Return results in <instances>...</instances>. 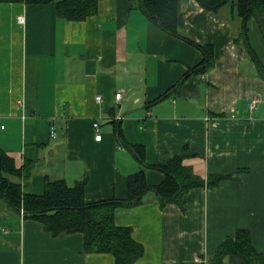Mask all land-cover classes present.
<instances>
[{"label": "crops", "instance_id": "0c3cea01", "mask_svg": "<svg viewBox=\"0 0 264 264\" xmlns=\"http://www.w3.org/2000/svg\"><path fill=\"white\" fill-rule=\"evenodd\" d=\"M178 17L179 35L129 0H99L85 20L59 17L54 3L0 2V154L29 167L27 179L11 177L26 192L41 194L47 178L85 180L88 201L127 199L131 175L160 184L157 165L185 146L202 153L184 159L196 174H231L192 188L184 208H162L153 192L122 213L117 223L145 249L132 264L200 263L240 228L264 252V28L236 0L216 10L179 0ZM202 44L215 48V66L193 78L197 93L179 95L171 89L204 59ZM0 264L117 263L0 195Z\"/></svg>", "mask_w": 264, "mask_h": 264}, {"label": "trees", "instance_id": "16d2710c", "mask_svg": "<svg viewBox=\"0 0 264 264\" xmlns=\"http://www.w3.org/2000/svg\"><path fill=\"white\" fill-rule=\"evenodd\" d=\"M132 8L140 7L148 17L165 31L179 35V0H129ZM230 0H198L208 10H216ZM0 2H25L27 4L54 3L59 17L67 20H85L95 15L99 0H0ZM244 19L255 18L264 28V0H236ZM246 33V30H244ZM204 52V59L187 72L171 90L179 95L198 92L193 78L206 73L215 66L216 51L211 44L198 45ZM166 95V94H165ZM164 95V96H165ZM119 142H127L121 128L117 131ZM127 144H129L127 142ZM141 157L143 152L139 151ZM202 155L201 151L185 146L179 153L171 155L164 164L157 166L165 173V179L158 185L147 182L144 171L129 177L127 199H101L88 201L85 194L86 181L80 180L70 185L65 179H46L41 194L24 190L21 183L11 180L14 175L27 179L29 167L17 168L14 160L0 154V195L8 205L27 219L41 222L44 229L54 236L61 233L81 232L84 235L87 252L110 253L117 264H132L144 254V246L133 236V228L117 223L118 217L129 208L145 201L150 193H155L162 208L168 204H178L184 208L188 201L186 194L195 187L213 188L223 178L231 174H210L207 178L196 174L184 159ZM29 169V170H28ZM195 264H264V252L255 248L251 231L240 228L236 237L228 238L215 253Z\"/></svg>", "mask_w": 264, "mask_h": 264}, {"label": "built area", "instance_id": "2783aa9c", "mask_svg": "<svg viewBox=\"0 0 264 264\" xmlns=\"http://www.w3.org/2000/svg\"><path fill=\"white\" fill-rule=\"evenodd\" d=\"M121 96H122V93H121V92H118V93L116 94V97H117L118 99L121 98ZM97 100H98V101H101V100H102V97H101V96H98V97H97ZM260 101H261V98H260L259 95H257V94L253 95V97H252V99H251V101H250V103H249V107H250V109H254V108H256L257 105H258V103H259ZM94 126H95L96 128H98V127H99V123H98V122H95V123H94ZM3 128H5V125H4V124H0V130L3 129ZM52 135H53V136L56 135V133H55V129H54V128L52 129ZM101 137H102V135H101L100 133H98V134L96 135V139H101Z\"/></svg>", "mask_w": 264, "mask_h": 264}, {"label": "rangeland", "instance_id": "374dc122", "mask_svg": "<svg viewBox=\"0 0 264 264\" xmlns=\"http://www.w3.org/2000/svg\"><path fill=\"white\" fill-rule=\"evenodd\" d=\"M186 196H187V194H186Z\"/></svg>", "mask_w": 264, "mask_h": 264}]
</instances>
